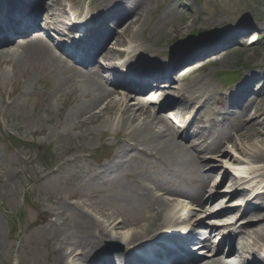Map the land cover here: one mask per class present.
Listing matches in <instances>:
<instances>
[{
    "label": "bare ground",
    "instance_id": "6f19581e",
    "mask_svg": "<svg viewBox=\"0 0 264 264\" xmlns=\"http://www.w3.org/2000/svg\"><path fill=\"white\" fill-rule=\"evenodd\" d=\"M25 1L20 0L19 4ZM127 2L128 0H98V6H105L110 9L117 16L118 21L124 18L110 38L104 42L105 46L114 38L104 54V57L111 62H114L119 57L121 51L119 47L121 46H127L125 54L127 53L129 60L137 59V57L150 52V48H152L149 43L144 41L146 46L138 40L142 39L143 32L147 26L146 14L148 12V15L152 16L154 14L153 10L148 11L142 1L134 3V7L129 9ZM47 9L52 10L49 6H47ZM125 13L127 15H124ZM182 30L180 25L173 26V33L175 34L180 33ZM250 32V29L242 28L234 32L231 36H228L229 38L244 37L246 35L249 36L251 34ZM257 40L258 38L254 39V43ZM213 44L215 43L213 42ZM227 44L228 40H219L215 45L210 46L209 49H213L214 51L217 48H226ZM24 48L25 51L20 57L22 66H26L29 60H34V62L37 60L38 63H42L44 66L64 71L62 61L57 58L54 50L45 41L37 39ZM156 56H153V58L155 59ZM189 60V57H177L174 63L170 64L173 71L167 76V81L171 82V89L167 94L174 93L177 101L181 103L187 102L189 105L186 103L188 106L185 107V111H189L193 106H196L192 113L193 118L200 116L205 117L207 120L211 119V113L205 115L202 113L209 99L210 91L208 93L205 91L207 89H201L200 83L197 82L201 77L187 84L185 83V76H181L183 72H187L183 70L180 73V69H182L181 65ZM111 67L114 68L115 64H111ZM160 67L161 63H158L153 68L155 72H159ZM195 67L196 65L194 64L190 65L188 71L194 73L196 71ZM142 68V65H139L134 70L138 72ZM72 71L73 75L65 78L68 82L67 86H69L68 101L77 98V95L84 98L79 104L77 113V115L81 116L82 120L77 123L73 122L75 130H83L84 128L95 126L98 129H108V132L116 137L121 134L123 128L128 124H132L134 125L133 130L125 137H135L146 147L151 146L149 143L152 140L156 142V145L152 149L167 159L173 167V173L175 175L185 178L197 174L198 171L205 168L206 163L202 161L201 154L207 151V149L204 148L201 151H196L197 145L188 147L184 143L176 140L177 133L174 130L173 123L160 116L159 112L162 111L161 108L149 111L130 101L128 96L118 97L116 90H106L100 72H93L91 69L84 71L76 67H72ZM113 72L116 71L113 70ZM115 74L119 73L117 72ZM173 76L175 80H179V83H174ZM262 76L264 78V73H262ZM244 80V84H248L249 82H257L258 78L257 76L247 74ZM77 84L83 87L78 88L75 86ZM126 84L134 87L138 86L137 82L132 83L129 81ZM92 93L95 97L89 100V96ZM258 99L257 104H264V86ZM87 100L89 101L86 102ZM156 112L157 114H155ZM74 115L71 114L70 116L73 117ZM257 117H262L261 122L256 120ZM244 123V128L240 132V138L235 143H232V147H228L224 151H222L221 147L215 149L217 150L216 152L222 155L221 162L224 163V166L220 165L221 170L223 169L224 171V179L220 183L221 185L230 177L239 185L246 184L255 187L256 184H264V112L257 115V111L254 113L246 111ZM200 130H203V128H198L199 134L197 135V139L202 134ZM129 140L135 139H128L127 142ZM228 160L233 163L228 164ZM2 174L0 172V183ZM214 179L215 175H203L200 184L194 186V192L201 196L209 195L206 201H200L189 193L162 189L159 184H156V189L160 190L162 194L157 195L152 187L141 184L134 188L125 185L117 193L119 199L128 206L133 207L135 212L122 209L118 212L98 209L88 200L83 206L81 205V201L72 203L71 205L68 204V208L77 209L79 218H76L75 225L71 227L72 225L66 224V219L62 212L56 214L60 218V225L66 226L64 231L59 232L57 230L53 236V239L56 240L55 242L60 243V248L57 250V256L53 264H76L77 261H82L83 264H86L94 258L90 254L91 251L96 247H100L104 240L117 241L128 246L130 249L137 242L160 237L166 232L182 231L191 234L195 227L204 225L203 216L208 219L214 215V205L221 204V201L232 198L233 196L230 192H227L230 190H225L226 192L219 190L218 187L221 185H211ZM222 193H226L227 195L217 202V204L212 205L213 202H216L214 200L219 198ZM165 195L171 196L166 197ZM180 198L184 201H192L193 207L187 204L186 208L181 203ZM253 201L257 208L246 213L250 218L248 225L237 228L231 225V223L228 225H230L229 229L239 231L242 245L245 249H250V243H252V247L259 251L264 250V193L256 196ZM195 205L196 207H194ZM84 207L90 208V210H86ZM223 207L225 209L218 211L215 215H224L233 211L228 205H223ZM194 208L198 210H191ZM193 217H197L198 219L192 222L191 219ZM1 235L2 226L0 225V237ZM229 237L230 234L226 236V242L229 240ZM220 252H222L221 249L217 253ZM105 260L112 262L111 259ZM126 260V263H128L130 258ZM123 261L125 259L120 262ZM207 264L232 263L213 257L211 262Z\"/></svg>",
    "mask_w": 264,
    "mask_h": 264
},
{
    "label": "rangeland",
    "instance_id": "374dc122",
    "mask_svg": "<svg viewBox=\"0 0 264 264\" xmlns=\"http://www.w3.org/2000/svg\"><path fill=\"white\" fill-rule=\"evenodd\" d=\"M184 2V4L193 3V0H185ZM259 2L260 4L253 2L248 3L247 0H206L205 2H203V0H196V5L193 4L195 6L193 11L195 14L197 11L211 14L214 17L211 21L221 22L223 24V28H225L240 22L239 20L243 17L240 14L243 13L242 10L244 8H249V6H251L253 12L255 13L257 10H263V3L261 0H259ZM259 12L261 13V11ZM245 14V18L241 20V22L254 18L253 21H261L264 23V15L262 17H259L258 15L254 17L253 13ZM173 15H175V18L172 21H175L180 16L179 14L174 13H170V16H168L166 13L164 17H172ZM172 21L168 23H171ZM169 27L170 26H168L167 29ZM240 49V51L246 52L248 55H251L252 53L258 55L255 63L252 65L251 63H247L249 64L248 67H251V69L264 68V64H262L263 60L261 59V57L264 56V39L252 47H243ZM252 60V58L248 59V61ZM238 61H240L238 54L231 55L227 60L224 62L222 61L217 66L204 69L202 72L203 79L208 82L209 85L216 86L217 79L214 77V74H216L219 70H239L240 68L237 66ZM29 72L31 75L34 74L32 68L29 69ZM41 76L42 74H39V77ZM35 87L36 89H40L37 79H35L33 83L29 84L28 94L26 96H21L18 99L17 107L13 111L11 118L16 125V128L19 129L18 133L25 138L27 142L40 145L41 147L51 146L53 162L54 164L61 166L60 170H56V168L51 170L43 168L39 161L34 163V169L31 172L33 182L30 187L35 196V200L37 201L36 203L39 204L40 208L45 212L51 211L52 208L57 209L58 207H61L62 210H65L66 214L69 216L67 221L70 225L74 224L72 216L75 217V212L68 208L63 200L70 198L72 194L77 197L89 198L99 207L109 209L114 208L117 204L113 199H108L112 196L107 194V192L114 194L113 190L107 186L94 184L98 180H94L95 176L89 172L90 169L84 167L83 163L78 164L69 162V164H65L67 159L72 158L71 155H67L68 147L82 148L83 145H89L90 141H92V147L94 148V146L100 144L98 137L96 136L88 139L79 138L77 139V144H75V141H72V137L78 136L80 131H75L70 137H63L60 135L62 138H58L55 136V130L57 129L64 134L73 132L71 130L72 126L67 125V115L70 108L63 109L62 101H59L57 94L51 95L47 99L43 109L48 107L50 111L48 112V115L42 116L43 122L40 124L34 122L35 116L39 114L37 113L39 108L36 105L37 97H41L40 95L37 97L32 96ZM42 113H44V110ZM79 119V117H76L75 121L78 122ZM57 124H59V128L56 126ZM40 129H44L45 134L38 136L34 133V131ZM115 152L116 148L113 149V153ZM15 158L16 156L13 154L10 159L13 161ZM9 165L10 161L6 162L3 166L5 167ZM141 166H143L142 163H136L133 173L145 174L148 172V170L142 172ZM11 168L12 169L9 168V170L12 172V177L14 175L15 167L11 165ZM127 168L128 167H126V169ZM39 177L45 178L39 183H35ZM7 179L8 178H5V182ZM9 184L10 188L8 186L6 191L12 195V198L14 199V201L12 200L14 204L13 208L17 210L19 209L20 204L22 205V195L20 192H17L15 196L13 189L15 185L19 187V179L14 176ZM104 196H106V198ZM61 199L62 201H59ZM25 218L27 223H29V221L34 222L37 220L39 226L35 227L33 230L30 229L29 234L23 238L24 246L20 252V256L23 259L24 264H48L46 263V256L48 253H46V248L41 246V243L46 240H51L53 232L49 231L50 225L44 224V219L36 215L35 211H33L31 207H29ZM55 220L58 222L59 219L55 218ZM0 221H3L1 213ZM3 225L5 229L0 237V264H14L16 262V253L14 251L16 243H12L10 239H7L9 236L8 230L4 222ZM60 229H62V227L58 228V230ZM48 244H50V242H48Z\"/></svg>",
    "mask_w": 264,
    "mask_h": 264
}]
</instances>
